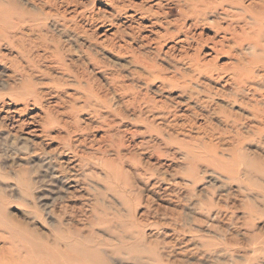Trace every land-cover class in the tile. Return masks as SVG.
<instances>
[{
	"label": "rangeland",
	"instance_id": "obj_1",
	"mask_svg": "<svg viewBox=\"0 0 264 264\" xmlns=\"http://www.w3.org/2000/svg\"><path fill=\"white\" fill-rule=\"evenodd\" d=\"M159 1L160 12L175 10L163 16L170 23L155 29L132 8L122 15L114 10L115 4L150 6ZM1 4L12 9V27L0 30V222L13 216L42 229V224L54 226L58 219L49 201L64 196L59 200L67 205L64 221L81 223L87 207L81 193L58 191L41 164L47 152L72 143L83 159L81 177L93 191L92 202L113 204L116 208L110 210L118 214L133 212L134 218L123 220L139 224L147 238L160 243L165 258L177 264H264V169L249 174L243 162L228 169L223 163L201 161L196 184L185 173L182 153L187 144L201 143L203 151L215 152L223 162H230L239 148L260 154L264 161V129L252 128L248 118L230 120L215 112L222 103L216 91L223 81L196 70L198 48L202 62H215L209 67L220 71L230 70L236 60L237 48L218 58L212 54L214 20L224 15L221 11L197 23L186 16L179 0ZM219 20L222 25L230 21ZM181 87L193 90L196 98L184 102L177 95ZM224 91L236 94L233 85ZM247 94L264 102L254 89ZM154 100L176 109L157 120L155 110L148 112ZM109 163L134 176L124 175L127 188L120 183L131 206L107 190ZM131 181L132 188L127 185ZM218 195L223 209L199 204ZM211 211H219V218L204 221ZM175 226L182 231L174 232ZM2 236L0 227V244ZM164 239L177 242L169 255ZM191 244L197 249L190 250ZM206 246L212 250L205 253Z\"/></svg>",
	"mask_w": 264,
	"mask_h": 264
},
{
	"label": "bare ground",
	"instance_id": "obj_2",
	"mask_svg": "<svg viewBox=\"0 0 264 264\" xmlns=\"http://www.w3.org/2000/svg\"><path fill=\"white\" fill-rule=\"evenodd\" d=\"M179 2L185 6L182 9L186 16L194 18L197 23L203 22L208 13L219 11H221L219 14H224L223 16L219 15V19L228 18L230 20L227 25H222L219 19L214 20L213 27L216 29V34L211 40L213 41L212 54L216 53V58L221 54L230 53L233 48H237L236 60L232 63V68L220 71L216 66L209 67L215 62H202L200 48H198L195 60L196 70L200 74H209L211 78L219 80V82L220 80L223 81L216 91V93L219 92L217 94L222 103L218 104L215 112L224 114L230 120L238 119L240 121L248 118L251 120L250 126L252 128L258 131L264 129V102H261L254 94L246 97L250 89H254L264 97V0L251 2H247V0H179ZM155 5L158 6L157 9H154ZM155 5L133 4L127 6L115 4L114 10L122 15L127 14V8H132L135 13L140 15L138 18L149 21L150 27L155 29L170 23L169 20H164L163 16L175 10V8H171L170 11L160 12L161 7H163L162 2L159 1ZM11 10L6 5H0V22L6 26L0 25V30L1 28L12 27ZM186 35H184V41L189 43V37ZM216 37L220 38L216 39ZM226 85H233L236 94L225 93ZM177 95L183 98L184 102L193 101L196 98L194 91L185 87H181V91ZM238 95L245 96L238 98ZM236 106L248 114L243 115L237 112ZM141 108V106L138 107L140 112L143 111ZM175 109L176 106L154 100L148 107V112L155 110L156 114L153 112L155 119L162 120ZM45 127L41 126L42 132L45 131ZM200 145L201 143L187 144L182 153L188 164L186 176L190 177L195 184L199 181L196 167L201 161H205L209 165H215V162L223 163L228 169H236V165L243 162L246 164L249 174L264 169L263 157L259 158L260 154L254 153L258 156H253L250 152L239 148L234 151L230 162H223L215 152L203 151ZM41 164L46 166V170L49 172L47 177L49 184L58 188V191L61 190L72 196H76L74 194L77 192L81 193L83 203L87 206H85L83 213L85 217L80 218L79 222L81 223L79 224L72 222L71 219L64 221L66 220L65 215L68 213L67 205L59 201L64 196H58L59 198L56 197V200L49 199L50 210L58 219V223H55L54 226L42 224L45 228L42 229L28 219L19 220L13 216H7L0 222L3 231V242L0 244V264H123L126 263L125 260H131L135 264H177L169 258H165L166 255L159 249L160 246L158 247L160 243L147 238L144 232L140 230L139 224L126 222V219L123 220L125 216L128 217V220L134 218L133 212L129 215L121 214V212L118 214L117 210H115L116 212L110 210L116 208L113 204H105L103 201L92 202L91 194L93 191L81 177V172L84 170L83 159L72 143L59 145L47 152ZM107 167L108 172L105 178L107 190L117 194L122 203L129 204L131 200L126 190L121 189L120 183L127 188L124 175L132 173L130 171L121 172L124 176L121 177L120 171L114 164L109 163ZM244 172L246 173V170ZM139 174L143 175L141 172ZM132 178L134 176H130L131 180ZM132 183L133 181L128 182L127 185L132 188ZM154 185L155 183L152 188ZM152 188L150 187V189ZM221 197L218 195L216 200L199 201V204L208 210L223 209L224 205L220 202ZM129 206L131 205L129 204ZM174 214L178 221L181 218L180 212ZM210 218L213 221L219 218V211L214 213L211 211L206 215L204 221L209 222L208 219ZM197 221L199 220L197 219ZM180 225L184 227L183 224ZM97 229L104 232L109 238L103 237L102 233L96 231ZM173 230L176 233L182 231L178 226H175ZM173 241L166 239L162 241L164 249H169L168 255L173 253L174 248L171 247L177 243ZM206 247L205 253L212 250L211 246ZM192 249H197V245L191 244L190 250ZM179 264L185 263L180 262Z\"/></svg>",
	"mask_w": 264,
	"mask_h": 264
}]
</instances>
